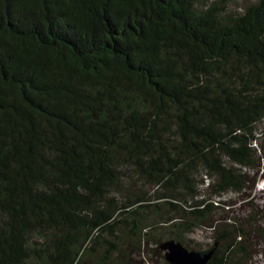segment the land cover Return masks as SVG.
Returning <instances> with one entry per match:
<instances>
[{
    "label": "trees",
    "instance_id": "trees-1",
    "mask_svg": "<svg viewBox=\"0 0 264 264\" xmlns=\"http://www.w3.org/2000/svg\"><path fill=\"white\" fill-rule=\"evenodd\" d=\"M232 2L0 0V264H146L169 239L247 264L213 214L260 166L264 0Z\"/></svg>",
    "mask_w": 264,
    "mask_h": 264
},
{
    "label": "rangeland",
    "instance_id": "rangeland-1",
    "mask_svg": "<svg viewBox=\"0 0 264 264\" xmlns=\"http://www.w3.org/2000/svg\"><path fill=\"white\" fill-rule=\"evenodd\" d=\"M248 0H233L234 7L241 8ZM258 136L260 140L257 142L260 148V166L249 171V186L244 191L230 190L222 197L215 199L219 203L220 198L226 199L229 203L226 209H220L214 213V218H219L222 224H228L226 227L234 229L235 225L245 229L247 237L243 239L244 245L249 250V257L243 256L247 264H264V119L258 125ZM206 186V185H205ZM202 196H212L213 193L206 187H200ZM214 230L209 225L199 227L194 232L185 236V241L189 242L188 246L195 245L200 249H207L215 242ZM241 239V237H238ZM150 260L146 251L143 252L141 260L146 264H164L165 253L162 249L154 250V245L150 244ZM152 252V254H151ZM95 256L87 258V263L93 264Z\"/></svg>",
    "mask_w": 264,
    "mask_h": 264
},
{
    "label": "water",
    "instance_id": "water-1",
    "mask_svg": "<svg viewBox=\"0 0 264 264\" xmlns=\"http://www.w3.org/2000/svg\"><path fill=\"white\" fill-rule=\"evenodd\" d=\"M161 248L170 264H209L215 252V249L206 253L191 250L175 239L165 240L161 243Z\"/></svg>",
    "mask_w": 264,
    "mask_h": 264
}]
</instances>
